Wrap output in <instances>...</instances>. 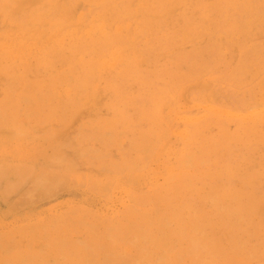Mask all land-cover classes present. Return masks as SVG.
I'll list each match as a JSON object with an SVG mask.
<instances>
[{"label":"rangeland","instance_id":"1","mask_svg":"<svg viewBox=\"0 0 264 264\" xmlns=\"http://www.w3.org/2000/svg\"><path fill=\"white\" fill-rule=\"evenodd\" d=\"M144 260L264 264V0H0V264Z\"/></svg>","mask_w":264,"mask_h":264},{"label":"bare ground","instance_id":"2","mask_svg":"<svg viewBox=\"0 0 264 264\" xmlns=\"http://www.w3.org/2000/svg\"><path fill=\"white\" fill-rule=\"evenodd\" d=\"M33 3H34V2H33ZM35 99H36V98H35ZM45 99H46V97L44 96V100H45ZM42 100H43V99H39V102H42ZM44 100H43V101H44ZM17 173H18V171H17ZM10 183H11V182H10ZM14 184H15V183H14ZM36 184H37V183H36ZM9 185H10V184H9ZM11 186H12V185H11ZM47 186H48V185H47ZM9 187H10V186H9ZM42 193H43V192H42ZM24 194H25V193H24ZM24 194H23V195H24ZM32 195H33V194H32ZM225 196L228 197V195H225V194H224L223 196L221 195V197H225ZM37 198H38V197H37ZM245 198H246V197H244V200H245ZM247 198H248V197H247ZM237 199H238V198H237ZM220 200H221V199H220ZM242 200H243V199H242ZM217 201H218V200H217ZM250 201L252 202V200H249V199H248V202H250ZM246 202H247V200H246ZM246 202H245V203H246ZM243 203H244V202H242L241 205H243ZM251 204H252V203H251ZM245 205H246V204H245ZM245 205H243L242 207H244ZM249 205H250V204H249ZM225 206H226V205H225ZM225 206H224V207H225ZM246 207H248V205H246ZM235 208H236V207H235ZM244 208H245V207H244ZM244 208H243V209H244ZM241 209H242V208H241ZM241 209H238V210H241ZM246 210H247V209H246ZM248 210H249V209H248ZM235 211H237V208H236ZM238 212H239V211H238ZM241 212H242V211H241ZM247 212L249 213V211H247ZM236 213H237V212H236ZM244 213H245V212H244ZM246 214H247V213H246ZM236 215H237V214H236ZM247 215H249V214H247ZM241 217H242V214H241L240 218H241ZM243 217H244V216H243ZM244 218H245V217H244ZM244 218H243V219H244ZM238 219H239V218H238ZM245 220H246V219H245ZM233 221H234V220H233ZM193 225H194V224H193ZM196 228H197V227H196ZM195 230H197V229H195ZM195 230H194V231H195ZM201 231H202V230H201ZM230 238H232V237H230ZM152 240H153V239H152ZM230 241H231V239H230ZM233 241H234V240H233ZM166 243H167V242H166ZM234 243H235V241H234ZM210 245H212V244H210ZM233 245H236V244H233ZM157 246H158V245H157ZM203 246H204V247H207V246H205V245H203ZM203 246H202V247H203ZM213 247H214V246H213ZM233 247H234V246H233ZM210 248H211V247H210ZM236 248H237V247H236ZM236 248H235V249H236ZM201 249L203 250V248H201ZM214 249H215V248H214ZM216 250H218V249H215L214 252H216ZM197 252H198V251H197ZM220 252H221V251H220ZM208 253H209V252H208ZM216 253H217V252H216ZM213 255H214V253H213ZM77 256H79V254H78ZM214 256H215V255H214ZM89 257H90V256H89ZM152 257H153V256H152ZM73 258H74V257H73ZM76 258H77V257H76ZM153 258H154V257H153ZM159 258H160V257H158L157 259H159ZM74 259H75V258H74ZM74 259H72V260H74ZM144 261H146V262H145V263L143 262V263L146 264V263H147V260H144ZM152 261H154V260H152ZM156 261L158 262L159 260H156ZM81 262H82V261H81ZM73 263H75V262H73ZM143 263H142V264H143ZM155 264H156V262H155ZM158 264H161V262L158 263Z\"/></svg>","mask_w":264,"mask_h":264}]
</instances>
